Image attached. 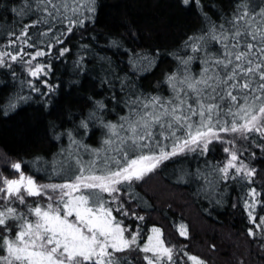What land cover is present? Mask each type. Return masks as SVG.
<instances>
[{"label": "snow or ice", "instance_id": "obj_1", "mask_svg": "<svg viewBox=\"0 0 264 264\" xmlns=\"http://www.w3.org/2000/svg\"><path fill=\"white\" fill-rule=\"evenodd\" d=\"M182 3L196 7L204 23L170 53L177 65L165 78L168 95L144 93L125 77L119 84L123 95L117 99L115 85L109 83L114 107L92 99L87 116L74 127L57 131L53 126L55 139L66 137L68 143L50 160L37 157L31 162L36 173H43L40 180L26 173L19 161L11 164L17 175L0 176V264H127L125 254L132 250L142 252L147 264H178L184 257L191 264H205L201 257L167 244L162 229L155 226L141 245L140 226L133 228L125 220L143 216L129 213L122 197L137 199L135 186L146 176L166 168L173 158L189 153L206 157L210 145L213 151L222 146L225 160L206 161L203 171L197 168L194 173L181 168L178 180L199 178L203 183L198 191L212 197L227 181L250 182L256 176L255 167L241 162L232 145L237 139L264 140V0L260 5L237 0L219 21L204 11L202 0ZM12 11L30 21L19 29V36L8 33L16 38L7 39L0 50V67L11 69L10 62L25 65L30 79L22 86L26 83L29 94L8 97L5 115L30 100L32 93L42 98L55 94L58 86L47 79L52 65L37 58L50 56L53 49L58 57L69 52L65 39L94 21L96 5L95 0H24ZM144 59L136 55L132 62ZM196 62L200 68L193 72ZM117 106L125 114L116 112L115 120L105 119ZM96 125L101 138L93 147L85 140ZM258 147L264 148V143ZM261 195L249 184L243 206L252 225L261 230L250 227L249 234L264 239V216L258 222L255 214L264 205L257 198ZM180 235H188L186 227Z\"/></svg>", "mask_w": 264, "mask_h": 264}, {"label": "trees", "instance_id": "obj_2", "mask_svg": "<svg viewBox=\"0 0 264 264\" xmlns=\"http://www.w3.org/2000/svg\"><path fill=\"white\" fill-rule=\"evenodd\" d=\"M252 2L261 4V0ZM202 3L204 11L219 21L221 13H231L237 0H202ZM23 4L24 0H0V47L7 39L16 38L8 35L10 31L19 36L22 25L29 23V16L21 17L19 11H12ZM95 5L94 21L74 29L65 39L69 52L58 57L53 49L50 56L37 58L52 65L47 79L58 86L54 95L42 98L40 94L32 93L30 100L5 115L3 106L8 97L14 93L29 94L26 83L22 86V82L30 77L26 66L18 62H13L11 69L0 67V175L9 178L17 175L11 164L19 161L26 173L36 175L40 180L43 173H36L31 162L37 157L50 160L68 143L66 137L55 139L53 126L57 131L74 127L82 116H87L92 99L104 100L109 107H114L109 83L115 85L112 91L116 92L117 99L123 95L119 92V84L125 77L126 82L134 83L144 93L168 95L170 89L165 78L177 65L170 53L179 50L187 36L200 30L204 23L199 10L191 3L184 5L182 0H95ZM32 31L30 28V35ZM112 41H117V45ZM25 50L34 51L27 46ZM136 55L145 59L134 65L132 58ZM81 57L83 68L80 67ZM199 68V62L192 66L193 72H198ZM39 79L37 83L44 91L45 85L39 83ZM116 112L125 114L117 106L116 111L107 114L105 119L115 120ZM93 131L85 142L98 147L99 125ZM261 143L264 140L259 137L255 142L252 138L236 140L232 147L241 162L255 167L257 174L250 182L227 181L226 186L221 185L220 194L212 197L198 191L203 183L199 178H189L185 182L177 177L181 168L194 173L197 168L203 171L206 161H224L227 154L223 153L222 146L213 151L210 145L206 157L189 153L173 158L166 168L149 174L136 184L137 199L122 197L129 213L143 216V220H138L129 215L125 224H131L133 228L140 226L141 245L153 226L160 228L167 244L201 257L205 264H264V239L259 235L254 238L248 232L250 227L257 233L261 230L252 225L243 206L249 184L264 194V148L258 147ZM257 198L264 200V195ZM26 199L35 202L34 198ZM261 207L255 210L258 222H262L259 218L264 216ZM182 226L186 227L187 236L180 235ZM125 255L127 264H147L139 250ZM178 264L191 262L184 257Z\"/></svg>", "mask_w": 264, "mask_h": 264}, {"label": "rangeland", "instance_id": "obj_3", "mask_svg": "<svg viewBox=\"0 0 264 264\" xmlns=\"http://www.w3.org/2000/svg\"><path fill=\"white\" fill-rule=\"evenodd\" d=\"M12 47V46H11ZM0 50H3V46L2 47H0ZM9 50H11V49H9ZM11 64L13 63V62H10ZM0 176H3V175H0ZM0 203H2V202H0Z\"/></svg>", "mask_w": 264, "mask_h": 264}]
</instances>
